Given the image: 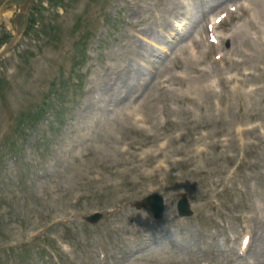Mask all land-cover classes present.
<instances>
[{
	"label": "rangeland",
	"instance_id": "rangeland-1",
	"mask_svg": "<svg viewBox=\"0 0 264 264\" xmlns=\"http://www.w3.org/2000/svg\"><path fill=\"white\" fill-rule=\"evenodd\" d=\"M10 1L0 0V7L7 5ZM128 1L98 0L97 3H93L89 0H77L75 3L68 5L64 13L59 10L60 13H63L61 16H56L50 11L46 12L44 14L45 19L51 21L56 19L55 25L58 30L55 36L52 37L39 33L35 26L33 27L34 31L27 34L25 32L27 14L23 16H15V13L13 15L11 13L5 15L4 26L0 27V39L1 37H8V34L14 33L16 29L23 30V37L14 48L1 54L2 57L0 56V141L4 135H7L9 127L17 119L18 113L42 99L43 94L47 90V83L59 75V71L65 77L68 75L70 57L75 50V43H77L81 33L90 34L91 39L94 37L88 46V53L91 55L95 53L99 56V62L94 68L92 65L82 68V71L87 68L90 70L89 75H87L88 79L92 77L96 87L105 85L107 80L105 79V69H103L101 63H105L108 60L114 66L110 73L117 75L119 70H121L126 52L135 51L138 44H145L146 42L138 39L121 41L117 38L122 37L125 33L135 32V29L128 26L124 20L115 31L114 36L110 29L116 28V25H107L100 20L104 15L110 13L112 15L115 9L120 10L121 8V10H124V4ZM112 3H115V9H110ZM159 11H161V8L152 5L148 12L142 14V17L133 19V22L138 25L137 28L148 30L145 34L147 40L156 38L160 25V20L156 17ZM78 16L84 17L83 24H86V27H82L80 32H78L79 34H74L72 29ZM144 18L146 22L143 21ZM14 19L16 20L15 22ZM126 19L129 18L126 17ZM98 45L99 49L93 52V48ZM224 45L227 46L228 43L225 42ZM91 58L90 62L92 63ZM212 60V58H209L205 66L209 65ZM127 63L130 64L131 69L140 72V74L146 72L144 65H148L146 62H142L144 65H141L130 60H127ZM172 65L167 70L175 73ZM216 65L220 66L221 63H216ZM257 82H260V77L256 81H248L243 89L237 92L223 89V93L227 96L228 105L222 112H218L213 104L208 107L209 117L205 120L210 123V126L205 130L199 129L204 119L195 121L198 113L193 106H191V112L188 114L182 111V109L186 110L184 104H175L176 110L172 112L171 118L180 121V123L167 127L164 130L166 134L160 140L151 139L144 131L127 132L126 124L130 123L131 120L124 119L123 122L125 124L117 126L122 138H119L118 142L113 143L107 130H111L113 123L116 122H113V120H108L110 122H107L106 119L99 121L100 118L93 116V111L90 110L81 114L78 111L79 105L75 101H72L70 106L64 105L65 110H59L61 115L63 111L66 112L62 119H58L55 112L56 100L54 99L47 115L38 123L37 127H32L30 132L27 131L23 149L14 156H0V260L2 257L9 264H36L34 259L36 255L32 247L27 249L28 252L22 255L19 254L22 263L17 257L20 245L25 243L26 240H30L29 238L27 239V236L23 238L24 235L21 232L23 223L28 221L39 223L43 221V208H46L48 204V200H46L48 191L55 192L56 206H58L60 199L59 190L63 186L62 184H66L73 174L75 177L72 180L78 179L79 186L88 187L83 191L87 194L82 197L83 215L91 211L88 210L89 208L104 210L103 208L118 205L120 200L128 201L132 197L137 199L154 189L163 193L168 202L172 204L174 203L175 193L172 191L173 189L194 193L200 183V177L192 175V169L187 166H174L173 163L178 157L176 155L172 156V154L177 150L184 151L188 149L185 140L188 139L187 136L190 133H199L200 131L213 132L217 129L216 122L221 120H227L224 123V127L228 128L232 114L234 115L238 110L257 113L259 126L254 134H249L242 141L237 140L234 150L241 153L247 149V143H258L257 145L255 144L253 150L264 163V89L255 90L252 96H247L245 93L251 84ZM163 92L157 91L153 101L143 109L142 115H153L159 121L162 120L161 111L163 105L167 104L171 107L173 103H176L171 94H164ZM85 95H83L82 99H84ZM213 99H215V96H213ZM67 100L69 99L66 98L65 101ZM224 101V98H222L223 103ZM144 106L145 103L141 108ZM109 113L108 110H105L103 116H107ZM87 114L90 121L93 122V127L89 130L90 141H87V149H84L78 146L81 141L78 142V138L75 137L74 129L83 123L84 118H88L86 117ZM13 118L14 121L11 122ZM57 120L59 123L56 122ZM189 120L193 121L190 122ZM244 121L246 122L247 118ZM182 136L185 140L181 139ZM127 138L130 139L128 140ZM167 138H170V141L164 147H160L159 143H165ZM130 141H134L136 144L128 145ZM141 142L143 144H140ZM69 144L75 145L74 149L68 152L64 151ZM108 148H117L118 151L114 153L103 152L104 149ZM122 149H128L130 154L122 156L120 152ZM87 150L96 151L88 153ZM79 151H84V155L77 157L78 154L76 152ZM146 153L150 154L148 155L149 157H145ZM155 154H159L158 159L153 156ZM166 154L169 155V161H165L163 167H160V161L158 160L162 159ZM209 157L215 158L213 154H209ZM246 159L253 161L250 156L246 157ZM201 167L203 168V166ZM67 170L72 172L67 175ZM150 173L158 175L157 181L149 184L152 181L145 179V184L140 183L141 178H144L145 174ZM116 174L117 177L115 178ZM252 174L255 176L252 182L256 183L260 191L261 186L258 185V178L264 184V170L258 169ZM94 177H97L98 180H93ZM90 197H93L94 201H91ZM66 206L67 210H70L71 204ZM128 206L130 207V202ZM195 210L194 218L181 221L188 224L186 228L189 231H183L184 235L179 238L180 242L177 243L178 245L183 244L185 246V243L193 238L190 231L191 225L195 227L200 237L215 233L221 240L227 238L229 230L224 221H220L214 216L212 220L203 222L199 212L204 210L206 213L211 214L213 210L211 211L210 204L204 207L198 205ZM140 214L144 216L142 213ZM118 219H121L120 222L116 221L112 225L125 222L123 217L116 215L114 220ZM219 222L225 225L223 231L216 228V226L220 225ZM112 228L113 226L104 222L97 229V233L92 232L90 235L79 234L78 237L82 241V248L79 246L74 250L75 259L69 264H83L86 261L87 264H96L94 257L91 256L90 260L89 257H86L88 249L95 251L97 255L100 252L118 255L119 239L116 238L115 234L111 233ZM27 232L29 233L30 231ZM16 238L21 240H16ZM131 238H135V235L133 234ZM194 238L197 239L195 241L199 242V237L196 236ZM12 242L15 244L19 243L18 251L6 249ZM200 244L201 242H199ZM71 247L74 249V246ZM166 249L167 247L160 248V251L164 252ZM168 251L164 256L166 260L176 256L173 247ZM176 251H178L177 246ZM218 251L225 254L224 249L217 246L215 241L213 242V248L207 251L205 249L202 254H205L210 261H213L212 264H218L216 261ZM184 255H188L186 250ZM222 262L223 260L221 264ZM37 264H42V261L38 260ZM107 264H114V262L109 261Z\"/></svg>",
	"mask_w": 264,
	"mask_h": 264
},
{
	"label": "bare ground",
	"instance_id": "bare-ground-1",
	"mask_svg": "<svg viewBox=\"0 0 264 264\" xmlns=\"http://www.w3.org/2000/svg\"><path fill=\"white\" fill-rule=\"evenodd\" d=\"M240 1V0H238ZM233 0H224L221 3L214 6L212 3L208 2L205 9L202 10V21L208 20L210 14L212 11H216L218 9L226 8L228 4H232ZM188 2L187 0H169L166 8L167 11L172 13L174 16L179 17L183 14L181 12L182 7H187ZM185 13H188V10H186ZM247 14V20L244 21L242 24L233 26L228 34L225 35L228 39L233 40V46L222 56L223 58H227L229 62L235 63L231 57L230 53L233 50V47H241L245 50V53L249 58H261L260 55L264 54V0H260L257 5L252 8L245 11ZM235 18H239V16H235ZM193 25H196L198 22L191 21ZM191 26L187 25L186 30L184 31V34L181 37L182 42L185 38H191ZM201 30L204 32V30L201 28ZM195 34L200 33L199 30L194 29ZM215 37V36H214ZM223 38L222 35L217 36L218 41H221ZM177 47V46H175ZM199 47V40H193L187 45V49L190 55V58L198 62L200 61V55L201 52L197 49ZM190 73H196L199 74L198 70H195ZM187 80L191 83L190 87L187 89V91L183 92L182 96H189L194 95V97H190L192 99H197L199 102L203 103L204 100L207 98V93L210 91L208 87L210 85L201 83V79L198 76L195 77H187ZM122 89V88H121ZM133 88L126 87L125 91H127L129 94L133 92ZM123 103L119 101L117 98L112 97L108 101V105L111 106L114 111H120V107ZM126 111L129 114H132L134 112L133 108L127 107ZM86 127L90 126L91 122H83ZM233 124L237 125V130H240V122L234 121ZM86 129L85 131H87ZM233 133L232 131L229 132H216L215 135L221 134L224 136H230ZM88 133L82 134L83 137L87 136ZM199 140H205V138H198ZM202 148H198V150H195L194 152H200L202 151ZM191 159H195V153H192ZM225 170H217L216 173L222 174ZM237 176V174L235 175ZM236 182L233 181V184ZM217 186V183H212L210 190L214 191L215 187ZM247 215L243 216V223L242 230L244 231V237L241 242V249L242 251L238 252L243 255H236L233 259V262H237L241 259H246L247 263L251 259L252 264H264V203H253L252 205H248V209L245 211ZM237 242V240H234V243Z\"/></svg>",
	"mask_w": 264,
	"mask_h": 264
}]
</instances>
